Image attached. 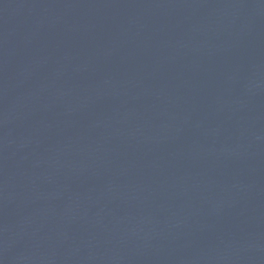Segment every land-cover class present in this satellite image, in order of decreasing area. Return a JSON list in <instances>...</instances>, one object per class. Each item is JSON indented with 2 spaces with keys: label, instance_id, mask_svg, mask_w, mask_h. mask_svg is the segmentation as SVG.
<instances>
[{
  "label": "water",
  "instance_id": "obj_1",
  "mask_svg": "<svg viewBox=\"0 0 264 264\" xmlns=\"http://www.w3.org/2000/svg\"><path fill=\"white\" fill-rule=\"evenodd\" d=\"M0 264H264V0H0Z\"/></svg>",
  "mask_w": 264,
  "mask_h": 264
}]
</instances>
